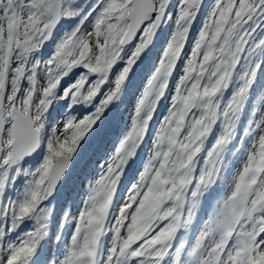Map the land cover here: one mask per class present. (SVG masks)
Returning a JSON list of instances; mask_svg holds the SVG:
<instances>
[{"label":"snow or ice","instance_id":"1","mask_svg":"<svg viewBox=\"0 0 264 264\" xmlns=\"http://www.w3.org/2000/svg\"><path fill=\"white\" fill-rule=\"evenodd\" d=\"M0 264H264V0H0Z\"/></svg>","mask_w":264,"mask_h":264}]
</instances>
